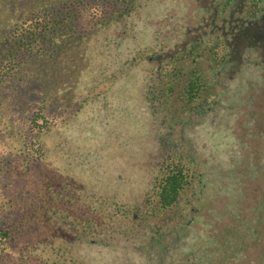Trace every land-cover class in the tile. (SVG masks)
<instances>
[{
    "label": "trees",
    "instance_id": "1",
    "mask_svg": "<svg viewBox=\"0 0 264 264\" xmlns=\"http://www.w3.org/2000/svg\"><path fill=\"white\" fill-rule=\"evenodd\" d=\"M191 1L198 3L200 13L185 45L163 54L160 62L157 49L133 50L110 76L113 83L127 77L128 95L142 100L145 129L158 149L142 200L148 235L130 257H142L145 264H172L175 254L181 257L189 248L178 264H256L260 254L258 264H264V0ZM172 4L167 0L163 8L161 0H55L1 33L0 85L16 78L31 56L57 57L70 40L91 39L144 15L148 7L168 16L176 7ZM85 6L95 8L90 29L80 21ZM175 14L178 21L181 14ZM118 46L109 50L115 54ZM43 109L33 110L36 141L31 151L18 154L24 160L17 158L15 166L0 167V183L10 189L3 192L8 200L0 202V251L25 236L51 209L75 212L84 233L94 225L101 233L112 229L104 218L94 217L87 202L79 205L64 196L60 185L26 182V175L43 161L42 132L60 120L55 113L40 123L39 117L47 114ZM9 175L16 181L5 183ZM121 212L125 217L126 211ZM136 241L124 239L132 245Z\"/></svg>",
    "mask_w": 264,
    "mask_h": 264
},
{
    "label": "rangeland",
    "instance_id": "2",
    "mask_svg": "<svg viewBox=\"0 0 264 264\" xmlns=\"http://www.w3.org/2000/svg\"><path fill=\"white\" fill-rule=\"evenodd\" d=\"M173 1L172 5L176 4V7L170 10L168 16L160 15L162 9L148 7L144 15L138 14L135 19L104 29L91 39L88 36L66 42L57 57L38 54L28 58L20 66V72L16 73L17 79L14 75L0 85V167L3 164L15 166L17 158L24 160V156L19 157L24 155V150L31 151L30 139L34 143L36 140L26 136L28 121L33 106L45 99L48 106L46 116L53 117L55 113H59L60 120L49 135L43 136L42 149L45 151H42L46 155L42 161L43 166L39 161L41 167L35 171L34 177L59 180L62 173L59 156L64 148L63 144L60 148L58 145L64 139L87 141V147L91 145L90 147L101 152V136H105L106 132L127 131L116 149L105 148L103 155L97 157L105 168L94 170L89 178L96 177L100 181L97 196L109 191L108 188L111 187L107 186L126 183L120 188L124 198H128L131 204H139L143 192L148 189V170L154 164L157 147L145 129L147 123L142 115V100L136 95H128L130 86L126 83L127 77L121 76L117 83H113L110 76L115 71L114 68L124 63L133 50L157 49L160 55L156 59L160 62L159 58L163 54L182 43L185 45L193 37L192 29L195 28V21L200 13L198 3L191 0ZM54 2L55 0H0V39L2 32L21 23L27 16L40 12V9L51 7ZM161 2L164 8L167 0ZM177 4L181 5L179 10ZM176 11L181 14L178 21ZM94 15L95 8L91 6L80 9V21L85 28L90 29L89 24L94 21ZM117 44L119 46L116 49L120 51L114 54L109 49ZM233 58L237 60L239 67V54L235 52ZM10 118L17 119L13 122ZM79 127L85 133L82 132L81 136L84 138L81 139ZM19 130L25 131L24 138L18 136ZM137 130H143L144 135L139 133L141 137H138ZM88 137H94L95 142H90ZM80 173L85 175L82 179L87 180L89 172ZM9 180L14 179L9 175L5 183ZM144 181L145 186L142 187ZM54 183L58 184L57 181ZM0 185V202L5 203L8 197H4V194L10 189L4 188V182ZM105 194L104 198L109 197V193ZM86 197L89 198V195ZM154 220L151 219L150 222ZM148 228L146 222L140 239H145L148 235ZM51 229H58V233ZM93 236L87 233L81 239L80 235L70 233L60 225H33L25 236L8 246H1L4 250L0 251V264H52L54 260L59 261V264H145L142 257H130L132 249L136 250L134 246L141 243L140 240L134 245L127 244L124 240L121 244L111 240L110 244L113 246L103 249L89 243V237ZM127 237L128 240H133L138 235ZM187 242L189 243V236ZM186 252H189V248L181 257L175 254L170 262L178 264L181 258L184 259ZM260 257L261 254L255 256L256 264L260 262Z\"/></svg>",
    "mask_w": 264,
    "mask_h": 264
},
{
    "label": "flooded vegetation",
    "instance_id": "3",
    "mask_svg": "<svg viewBox=\"0 0 264 264\" xmlns=\"http://www.w3.org/2000/svg\"><path fill=\"white\" fill-rule=\"evenodd\" d=\"M18 24V23H17ZM16 25V24H15ZM14 25V26H15ZM13 26V27H14ZM118 69V68H117ZM120 70V69H118ZM124 70L123 72H125ZM115 72V71H114ZM122 73V72H121ZM17 79V78H16ZM86 102V101H84ZM88 103H86L87 105ZM43 105V110L46 111L47 103H44V100L41 101L36 106H33L32 108V115L29 119V127L27 132V138H32L33 131V110L34 107H38ZM85 108V107H83ZM82 108V109H83ZM143 112V111H142ZM115 117H118V114L114 115ZM18 117L21 118L20 115ZM44 118L50 119V116H43L39 117V122L42 123ZM13 122L16 121V119L10 118ZM79 138L81 139L82 132L84 133V130L82 127H79ZM54 130H46L45 132H42V138L43 136H47L50 134V132ZM90 133L92 131H89ZM138 137H141L139 133L144 135L143 130H137ZM145 132V130H144ZM18 136L20 138H24L23 135L25 131L19 130ZM85 134V133H84ZM127 134V131H117V132H106L105 136H101L100 145H103L101 147V152H98L96 148L87 147V141H80L79 139L75 140H66L64 139L62 143L58 145L60 148V145L63 144L64 150L60 154V167H61V176L59 180L54 179H48V178H38L35 179L34 176L36 174L35 168L43 166L42 161H40L41 165H36L33 167L32 172L28 173L26 182L27 183H39L40 185L44 186H55L54 181L58 182V185H60L61 190L64 192V196H68L69 198H75L76 202L79 204L81 202H87V206L91 209L92 214L94 217L98 218H104L105 224H109L112 226V229L106 234L105 231L103 233L100 232L99 225H94L92 230L90 232H83L81 227L78 225L76 219L74 218L76 216V213L73 211H57L54 209H51L47 214H45V218L43 220H37L34 223L35 227H45L47 225H60L63 227H66L70 233L80 235L81 239H84L86 234L94 235L90 238V244L101 246L103 249H108L112 247L113 245L110 244L111 240L115 241V243H123V240L126 239L127 236L133 235L134 237L138 235V237H135V240H140L141 243L144 241V239H140L142 237V233L145 230L146 226V220L145 217L142 216L141 209L144 207L142 205V200L145 197L143 194L140 203L139 204H131L130 200L128 198H124L121 189L123 186L126 185V183L118 184V185H111L107 187L109 191L100 193L99 196H97V193L99 192V184L100 181L96 179V177H90V173L94 172V170H103L105 167L102 166V164L98 161L97 157H101L100 155H103V150L105 148L107 149H116L118 145H120V141L123 140V137ZM107 136V137H106ZM106 137V138H105ZM84 138V137H83ZM90 142H95L94 137H88L87 138ZM33 141H30L32 143ZM157 147V143L154 142ZM38 148V145L35 146ZM68 148V150H66ZM45 151V149H42ZM47 151V150H46ZM158 149L156 150V152ZM46 152L44 154V157H42L43 161L45 158ZM103 158V157H102ZM89 172L87 180H83L82 178L85 177V175H82L80 172ZM31 175L30 177H28ZM43 175V173H42ZM66 177L68 179H66ZM89 179V180H88ZM13 181V180H12ZM16 181V180H14ZM83 181V182H81ZM85 185V187H84ZM110 185V184H109ZM145 186V181L142 185V187ZM146 191V190H145ZM105 193H109V197H105ZM144 193V192H143ZM89 195V198L86 197ZM63 196V198H65ZM89 199V201L87 200ZM73 200V199H72ZM74 201V200H73ZM80 205V204H79ZM117 205L121 206V211H126V216L121 215V211H118ZM57 222V223H56ZM119 224L118 226H116ZM133 227L131 228V226ZM33 226V225H32ZM102 226V225H101ZM29 231V229H27ZM26 231V232H27ZM51 231L58 233V229H51ZM140 243V244H141ZM123 248V247H122ZM61 264V263H60Z\"/></svg>",
    "mask_w": 264,
    "mask_h": 264
}]
</instances>
